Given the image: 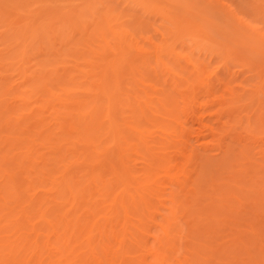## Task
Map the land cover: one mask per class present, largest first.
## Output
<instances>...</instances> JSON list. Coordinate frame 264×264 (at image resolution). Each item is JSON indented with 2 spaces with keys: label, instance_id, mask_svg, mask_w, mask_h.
Here are the masks:
<instances>
[{
  "label": "bare ground",
  "instance_id": "6f19581e",
  "mask_svg": "<svg viewBox=\"0 0 264 264\" xmlns=\"http://www.w3.org/2000/svg\"><path fill=\"white\" fill-rule=\"evenodd\" d=\"M203 1L0 0V264H264V24Z\"/></svg>",
  "mask_w": 264,
  "mask_h": 264
},
{
  "label": "rangeland",
  "instance_id": "374dc122",
  "mask_svg": "<svg viewBox=\"0 0 264 264\" xmlns=\"http://www.w3.org/2000/svg\"><path fill=\"white\" fill-rule=\"evenodd\" d=\"M162 1H164V0H162ZM201 1H203V0H201ZM205 1L207 3H210L209 2L210 0H205ZM205 1H203V2H205ZM256 1L259 4L258 3L256 4L255 0H213L212 1L213 3H210L212 5L211 9L214 10V11L219 9L220 11H223V12L222 13L221 12H216V13L213 12L212 15H214L215 18H216V16H219V14H224V13H226V14H228L230 16V15H233L232 12H231V8H235L237 10V12H239L241 15L246 14V17L248 16L247 18H249V19L252 18L254 20L256 19L261 24H264V21H263L264 18L262 16L263 13H264V2L262 3V1H264V0H256ZM165 2H166V0H165ZM138 12H139V16H143L147 20L146 24H147L148 29L151 31V33L155 37H157V39H161L163 36H162V33L159 31L158 28H162V29H165V30L167 29L166 22L163 20V18L160 15H157V14H154V13H148V12H145V11H143L141 9H139ZM233 20H235V21H233ZM233 20H231V22H232L231 25H235L236 24L235 26L236 27L239 26L238 28H240L241 22H239V20L237 18H233ZM238 22L240 23L239 25L237 24ZM233 23H235V24H233ZM242 25H243V23H242ZM245 27H246V25H245ZM242 28H243V26H242ZM216 32H218V31H216ZM237 33H238V31H237ZM237 33H235V35L233 34L234 36L232 38H234L236 36L235 37L236 39L237 38L239 40L242 39V38L239 37V35ZM218 34H216L217 35V39H219ZM224 34L225 33H223V35ZM229 34H231V33H229ZM221 35L222 34H220V37H221ZM225 36H226V34H225ZM229 36H232V35H229ZM229 36H226V37L229 38ZM225 38L221 37L220 39L224 40ZM228 41H229V39H228ZM241 41L242 40H240V43L239 42H237L235 44L231 43L232 44V48L234 50V53H235L236 57L238 58V60L244 61V60L250 59L251 61H253L255 63H259L260 62V63L264 64V54H260L259 50H251V49L249 50L248 47L245 46L242 43L243 41L242 42ZM230 42H232V41H230ZM205 55L208 58L213 59V61H212L213 63L216 62V60L219 59V57L216 56V54L206 53ZM233 70L236 71L237 73H239L241 78L245 77L247 75L249 76L250 73H251V71H247L246 69L243 70L240 66H233ZM253 78H254V76H253ZM192 123L193 122H190V124H192ZM209 152H210L209 154H211V151H209ZM214 152H215V156L213 155L214 157L213 156H211V157L214 158V160H216L215 157H217L218 155H216V153H217L216 151L212 150V153H214ZM216 161L220 162V159L217 158Z\"/></svg>",
  "mask_w": 264,
  "mask_h": 264
}]
</instances>
